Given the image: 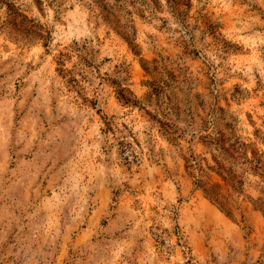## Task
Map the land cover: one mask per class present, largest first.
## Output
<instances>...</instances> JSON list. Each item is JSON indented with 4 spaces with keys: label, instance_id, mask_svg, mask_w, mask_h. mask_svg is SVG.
<instances>
[{
    "label": "rangeland",
    "instance_id": "1",
    "mask_svg": "<svg viewBox=\"0 0 264 264\" xmlns=\"http://www.w3.org/2000/svg\"><path fill=\"white\" fill-rule=\"evenodd\" d=\"M224 123L264 151V0H0V264H264L260 179L185 160Z\"/></svg>",
    "mask_w": 264,
    "mask_h": 264
},
{
    "label": "trees",
    "instance_id": "2",
    "mask_svg": "<svg viewBox=\"0 0 264 264\" xmlns=\"http://www.w3.org/2000/svg\"><path fill=\"white\" fill-rule=\"evenodd\" d=\"M174 10L180 17L182 12ZM223 125L230 131L224 133L216 128L215 132L199 136L207 149L202 153L205 154L203 157L198 158L200 154L193 151L185 160L189 167L198 171L195 186L223 213L233 217L234 210L240 209L237 198L243 194L246 185L255 183V177L263 183L258 192L264 195V151L236 135L229 123ZM258 206L264 217V201L261 200Z\"/></svg>",
    "mask_w": 264,
    "mask_h": 264
}]
</instances>
